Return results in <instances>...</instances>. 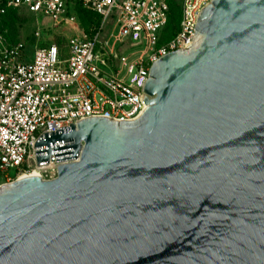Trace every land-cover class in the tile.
<instances>
[{"label":"water","instance_id":"obj_1","mask_svg":"<svg viewBox=\"0 0 264 264\" xmlns=\"http://www.w3.org/2000/svg\"><path fill=\"white\" fill-rule=\"evenodd\" d=\"M197 20L139 119L44 134L57 177L0 187V264H264V0Z\"/></svg>","mask_w":264,"mask_h":264},{"label":"built area","instance_id":"obj_2","mask_svg":"<svg viewBox=\"0 0 264 264\" xmlns=\"http://www.w3.org/2000/svg\"><path fill=\"white\" fill-rule=\"evenodd\" d=\"M212 1L182 0L178 30L166 39L169 0H0V187L29 176L57 177L63 162L55 154L39 165L36 144L44 134L95 117L139 119L149 106L142 98L152 65L192 42L197 17ZM78 4L101 16L93 36L80 28ZM10 10L37 22L49 18L57 27L78 24L80 34L63 50L45 41L47 26L38 22L32 37L13 44L4 25ZM125 44L134 50L120 53Z\"/></svg>","mask_w":264,"mask_h":264},{"label":"trees","instance_id":"obj_3","mask_svg":"<svg viewBox=\"0 0 264 264\" xmlns=\"http://www.w3.org/2000/svg\"><path fill=\"white\" fill-rule=\"evenodd\" d=\"M170 3V20L165 30V38L168 39L172 36L173 32H176L180 22L179 4L176 0H169ZM77 14L80 22V27L90 36L96 31V28L100 26L101 16L96 12L86 9L82 4L77 5ZM32 19V15L24 11L10 10L4 16V25L9 29V39L11 43L17 44L21 38V30ZM164 38V39H165ZM47 44V42H45Z\"/></svg>","mask_w":264,"mask_h":264},{"label":"rangeland","instance_id":"obj_4","mask_svg":"<svg viewBox=\"0 0 264 264\" xmlns=\"http://www.w3.org/2000/svg\"><path fill=\"white\" fill-rule=\"evenodd\" d=\"M179 4V11L181 10V5H182V0H176ZM38 22L39 25L44 27L47 26L45 29V41H56L57 43H59L60 47L63 50L67 49V44H68V40L69 38L75 36L76 34H80V28L78 26V24L68 27V26H59L57 27L53 21H51L49 18H45V17H38ZM37 18L36 17H32V19L28 20V22L26 24H24L22 30H21V38L25 39L28 37H32L35 29L37 28ZM112 33L113 30L109 27L107 29V33L105 35L106 39H109L112 37ZM34 47L32 44H30L27 47V53L29 55V57L32 56ZM118 50L120 53L122 54H128V52L130 50H134V48L131 47V49L127 50V45H122V46H118ZM0 181H2V179H0Z\"/></svg>","mask_w":264,"mask_h":264}]
</instances>
